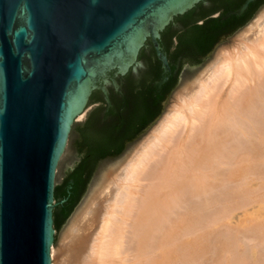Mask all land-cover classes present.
<instances>
[{"label":"water","instance_id":"95a60500","mask_svg":"<svg viewBox=\"0 0 264 264\" xmlns=\"http://www.w3.org/2000/svg\"><path fill=\"white\" fill-rule=\"evenodd\" d=\"M263 2L0 0V264H49L96 159Z\"/></svg>","mask_w":264,"mask_h":264},{"label":"bare ground","instance_id":"6f19581e","mask_svg":"<svg viewBox=\"0 0 264 264\" xmlns=\"http://www.w3.org/2000/svg\"><path fill=\"white\" fill-rule=\"evenodd\" d=\"M232 49L102 175L49 264H264V11Z\"/></svg>","mask_w":264,"mask_h":264},{"label":"rangeland","instance_id":"374dc122","mask_svg":"<svg viewBox=\"0 0 264 264\" xmlns=\"http://www.w3.org/2000/svg\"><path fill=\"white\" fill-rule=\"evenodd\" d=\"M263 11H264V2L262 4H260L253 11V13L251 14V16L246 20V22L242 26H240L239 28H237L230 36L226 37L223 41H221L220 43H218L214 47V49L212 50V52L208 56V58L204 62H202L199 66H197L194 69L191 68V67H189V66H182L181 69H180V71H179L178 77H177V82L171 88V90L168 92L167 97H166V100H165V104H164L163 108L161 109V111L159 112V114L162 112V110L164 109V107H165V105L167 103L166 108H165L164 112L161 114V116L157 119V121L145 133H143V135H141V137H139L137 139V137L146 129V127H145V129L141 130L128 143H125L123 149L119 153H117L115 155L108 156V157H104V158H102V159H100V160H98L96 162L95 166L93 167V169L91 171L90 177H89L87 183L85 184V186L83 188L82 194L80 195V197L78 198L77 202L72 207V209L70 210L69 214L67 215V217L65 218V220L63 221V223L61 224V226L59 227V229L56 232L55 241L53 242V245H51V247H53L54 250L57 251L59 249V245H60V241H61L62 235H63V233H64V231H65V229H66V227H67V225H68V223L70 221V219L72 218V216L77 212V210L80 207H82V206L85 205V202L87 201L88 194H89L90 190L94 186H96L98 184V182L102 178V175L106 171H108V169H110V167H112L116 162H118L121 158H123L125 155H127L136 145L139 144V142L150 132V130L152 129V127L159 121V119H161V117L163 116V114H165V112L168 110V108L171 107L172 104H174L175 97L177 96V93L180 92V90H182L204 67H206L214 59L216 52H218L221 49H225V50H228V53H230V54H233L234 53L233 52L234 49H232V48H233V43H234L235 38L257 16H259ZM159 114L157 116H159ZM135 139H137V140H135ZM256 183H257V186H258L259 181H257ZM256 183L253 182L251 184V186H253V187H251L252 189H255ZM196 206H198V208H200L199 210H201L202 212L205 213V211H204L205 209L203 208V206H201L199 204L196 205ZM247 213H250V211H248ZM236 214H238L236 211H234L231 214V217H232L231 224H234L235 223L234 225H236L238 223V220L235 217ZM250 214H248V215L250 216ZM234 225H232V226H234ZM251 225H253V223H251L250 226ZM253 241H254L253 245H257L258 244V241L257 240H256L257 244L255 243V240L248 241L247 243L249 245H252V242ZM250 242H251V244H250Z\"/></svg>","mask_w":264,"mask_h":264},{"label":"crops","instance_id":"0c3cea01","mask_svg":"<svg viewBox=\"0 0 264 264\" xmlns=\"http://www.w3.org/2000/svg\"><path fill=\"white\" fill-rule=\"evenodd\" d=\"M164 104H165V103H164ZM166 105H167V103H166ZM166 105H165L164 109L162 110V112L159 114V116H158V117H157V118H156V119H155V120H154L149 126H146V129L144 128L145 130H144V131H143V132L137 137V139H138L139 137H141V135H143V133H145V132H146V131H147V130H148V129H149V128H150V127L156 122V121H157V119H158V118L161 116V114L164 112V110H165V108H166ZM137 134H138V133H137ZM137 134H136V135H137ZM136 135H135V136H136ZM135 136H134V137H135ZM134 137H132L131 139H133ZM131 139H129V140H125V141H124L121 150L123 149L124 144H125V143H128ZM137 139H135V140H137ZM135 140H134V141H135ZM134 141H133V142H134ZM133 142H132V143H133ZM127 148H128V147H127ZM127 148H126V149H127ZM126 149H125V150H126ZM121 150H120V151H121ZM125 150H124V151H125ZM120 151H119V152H120ZM119 152H118V153H119ZM115 154H117V153H115ZM115 154H112V155H115ZM108 156H111V155H105V156H103L102 158H104V157H108ZM102 158L97 159V160L95 161V163H94V166H95L96 162H97L98 160L102 159ZM94 166H93V167H94Z\"/></svg>","mask_w":264,"mask_h":264},{"label":"trees","instance_id":"16d2710c","mask_svg":"<svg viewBox=\"0 0 264 264\" xmlns=\"http://www.w3.org/2000/svg\"><path fill=\"white\" fill-rule=\"evenodd\" d=\"M104 156H105V155H104ZM102 157H103V156H100V157H98L97 159L102 158ZM97 159H96V160H97Z\"/></svg>","mask_w":264,"mask_h":264}]
</instances>
